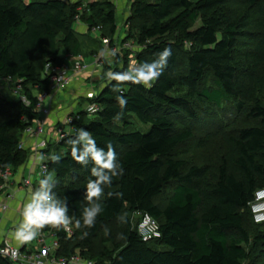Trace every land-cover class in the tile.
<instances>
[{
	"label": "trees",
	"instance_id": "obj_1",
	"mask_svg": "<svg viewBox=\"0 0 264 264\" xmlns=\"http://www.w3.org/2000/svg\"><path fill=\"white\" fill-rule=\"evenodd\" d=\"M229 3L132 0V18L140 21L138 42L145 46L138 55V64L149 62L148 55L157 58L165 47L172 49V56L150 89L130 82L119 85L118 94L127 100L123 110L115 99L117 94L111 91L115 82L109 81L92 100L100 110L93 116L84 110L78 112L80 119L74 121L75 126L88 130L99 147L111 143L124 174L104 187V211L94 227L77 229L73 225L72 236L53 228L60 242L56 256L80 255L95 264H244L250 246L259 248L264 256V222L256 223L251 210L256 191L264 188L261 99L254 97L248 112L259 124L240 127L226 137L229 149L214 171L177 155L179 147L193 138V125L178 128L170 116V112L188 115L195 122L194 101L220 105L224 100H235L236 108L242 110L241 100L264 88V0H243L237 14L224 11ZM84 6L86 10L97 7L94 3ZM254 6L257 14L252 15ZM79 8L67 0H0V80L19 85L29 100L27 104L22 97L10 100L0 95L1 170H16L29 157V148H20L19 143L25 128L40 118L38 96L51 86L47 64L68 63L61 53L63 49L75 57L82 55L74 28ZM101 10L102 25L115 33L114 1L105 0ZM87 23L97 25L93 17H88ZM185 43L191 46L185 71L180 72L178 50ZM240 45L250 48L244 52L246 64L243 55H238ZM208 76L212 78L211 86L207 84ZM178 88L185 91L177 92ZM121 111L124 115L114 121ZM131 115L150 128L146 132L132 129L127 120ZM74 137L58 140L44 152L48 157L47 175L56 182L54 191L58 197L68 198V214L79 218L86 204L84 191L92 178V164L85 166L72 159L66 141ZM53 155L60 157L59 162L51 160ZM144 213L158 221L160 238L142 240L138 232L140 218L133 223L131 215ZM248 213L258 230L254 235L248 229ZM121 215L127 222L118 220ZM113 222L121 235L109 236L99 250L96 242L103 230L111 232L108 225ZM152 241L167 248L158 250ZM0 264L13 263L0 256Z\"/></svg>",
	"mask_w": 264,
	"mask_h": 264
},
{
	"label": "rangeland",
	"instance_id": "obj_2",
	"mask_svg": "<svg viewBox=\"0 0 264 264\" xmlns=\"http://www.w3.org/2000/svg\"><path fill=\"white\" fill-rule=\"evenodd\" d=\"M24 1L31 2L35 0ZM67 1L71 4H77L78 7H80L79 20L74 21V28L81 41L80 53L83 58H85L86 69L80 76L78 75L75 77L71 83L69 97L66 96L68 90L62 93V95L58 94L56 96L62 100L55 109L57 111L56 117L59 119L64 118L72 109L74 112L85 110V104L92 101L93 97H88L84 94L88 91H96L98 93V91L109 82L104 75L107 71H125L130 64H138V55L143 53L145 49V46L138 42L137 25L140 21L132 18V0H113L117 11V31L115 33L111 32L109 26H103L101 23V9L105 6V0ZM88 3L96 4V9L86 10L84 4ZM243 5V0H230L228 8H224V11L237 14L240 12ZM250 13L252 15L257 14V8L254 6ZM88 17H93L97 25L90 26L87 23ZM242 41L244 42L246 40ZM190 46L191 43H185V45L178 50L180 58L178 70L180 72L185 71V60ZM113 49L116 55H101L102 50ZM246 49L250 48H245L243 45L239 46L240 53H238V55H243L241 57L242 60L245 57L244 52ZM61 53L66 56V61L69 62V64L76 59L74 54L67 53L64 49ZM147 57L149 62L156 59L149 55ZM38 63H40V60ZM243 63L246 64L245 61ZM258 73L262 75L263 70L259 69ZM206 78L208 80L207 84L211 86L212 78L210 76ZM81 88H83V90H81ZM176 91L184 92L185 89L178 88ZM0 95L10 100L23 97L19 85H16V83L9 84L4 80H0ZM256 96H258L264 104V88H262L259 89L255 95L243 100L240 99L244 101L242 110L236 108L235 100H224L220 105L211 102L197 103V101H194L193 105L196 109V116L193 120H196L195 122H193L188 115L182 117L170 112V116L174 118L178 128H185L193 125V138L179 147L177 155L186 158L190 164L208 165L210 170L214 171L219 163L220 157L229 149L226 137L235 133V130L240 127L259 124L260 121L258 119L248 116V112L254 105L253 99ZM48 102L49 100L45 101L43 106H48ZM74 104H76V106H74ZM127 120L132 129L146 132L150 128V125L141 123L134 115H131ZM119 123L123 125V122ZM68 127L69 126L66 125V128ZM55 142L56 139L53 137L49 147H53ZM32 190L33 188L30 187V191ZM162 199L163 197L161 200ZM131 217L133 223H137L140 218L139 214L131 215ZM248 219L250 222L248 229L252 235H254L258 230L254 227L249 213ZM108 228H110L111 232L107 229L108 233L106 234L105 230H103L100 238L96 242V247L99 250L104 247V240L109 236L114 234L116 238H119L121 235V229L117 227L115 222L110 223ZM48 241L50 242V239H48ZM151 245L158 250H165L167 248L165 244L157 241H152ZM248 251L249 257L244 261V264H264V256L261 255L259 248L250 246L248 247Z\"/></svg>",
	"mask_w": 264,
	"mask_h": 264
},
{
	"label": "clouds",
	"instance_id": "obj_3",
	"mask_svg": "<svg viewBox=\"0 0 264 264\" xmlns=\"http://www.w3.org/2000/svg\"><path fill=\"white\" fill-rule=\"evenodd\" d=\"M101 55H116V52L114 49L102 50ZM171 56L172 49L165 47L152 62L130 64L125 71L114 72L109 70L104 74L108 81L115 82L111 91L117 94L115 99L122 110L126 107L127 100L123 95L118 94L120 93L119 85L130 82L150 89L153 82L157 81L163 74ZM87 111L95 113L97 111L96 105H88ZM123 115L124 113L121 111L113 117V120L118 121ZM66 142L70 146L73 160L85 166L89 163L92 164V178L87 181L85 186L84 200L86 204L81 209V216L76 218L68 214V198L57 196L54 191L56 182L51 175H47L39 180V186L35 188L23 205L22 220L12 233V238L19 246L34 240L40 234V230L46 226L66 232L70 231L73 225L77 229L94 227L98 216L104 211L101 203L104 187L111 185L114 178H119L124 174V168L118 160L112 144L108 143L106 148L99 147L88 130L80 128L75 137L69 138ZM51 160L59 162L60 157L53 155ZM118 220L122 223L127 222L126 217L122 215L118 217ZM105 232L108 233L107 228ZM87 234V232L84 233V235ZM10 258L15 259V256Z\"/></svg>",
	"mask_w": 264,
	"mask_h": 264
},
{
	"label": "built area",
	"instance_id": "obj_4",
	"mask_svg": "<svg viewBox=\"0 0 264 264\" xmlns=\"http://www.w3.org/2000/svg\"><path fill=\"white\" fill-rule=\"evenodd\" d=\"M76 19L79 20V14L76 16ZM85 69L86 63L82 55L77 56L71 64L65 63L61 66L47 64L46 72L51 77V86L49 91L39 94L37 111L40 113V118L25 128L19 143L20 148H28V144L30 143L32 151L35 154H42L48 149L52 137L58 141L67 136L76 135L79 128L75 126L74 121L80 119L78 112H68L64 117L62 125L55 120L51 121L52 106H43V103L47 98L52 100L58 94L66 92L75 77L80 75ZM96 94L93 92L88 93L86 96H92L94 99ZM22 99L25 103L29 104V100L25 96ZM91 104H95L97 107L95 113L87 111V106ZM99 110L100 105L95 101L85 104L84 111L88 115H94ZM66 125L69 127L66 128ZM52 132H54V135L51 134ZM47 160V156L40 160L38 177L31 179L21 178L20 168L16 170L12 167L4 170L0 169V192L6 193L5 200L0 202V223L2 222V216L10 209V202L15 198V189L23 186L33 187L35 190L39 186V180L48 174L49 166ZM251 210L256 223L264 222V188L256 191L254 202L251 204ZM138 232L142 240L146 242L160 238L162 234L158 221L148 213L140 215ZM73 233L74 228L72 226L71 230L67 231V234L68 236H72ZM48 239H50V242ZM59 247L58 236L51 227L48 230L41 229L40 234L34 240L23 246L17 245L6 232H0V256L8 259L13 264H95L94 261L85 259L80 255H74L71 258L56 256V251ZM13 255L15 259L10 258Z\"/></svg>",
	"mask_w": 264,
	"mask_h": 264
},
{
	"label": "crops",
	"instance_id": "obj_5",
	"mask_svg": "<svg viewBox=\"0 0 264 264\" xmlns=\"http://www.w3.org/2000/svg\"><path fill=\"white\" fill-rule=\"evenodd\" d=\"M84 61H85V58H84ZM81 90H83V88H81ZM93 92L97 93L96 91H88L87 93L84 92L85 93L84 95H87L88 93H93ZM67 93H66V96L69 97L70 89H68ZM47 100H49L47 107L52 106L51 121L55 120V121L59 122L60 124H63L64 118L59 119L58 117H56L57 111L55 110L57 108V105L59 106V103L62 100L60 98H57V97H55L52 100L50 98H47L46 101ZM76 104H74V106H76ZM71 111H73V109ZM51 134L54 135V132H52ZM28 145H29L28 148L30 147L28 149L29 150V157H28L27 161L22 166H20L19 168L21 171V178H30L31 179V178L38 177L40 160L42 158L44 159V157L47 156L46 155L47 153L45 154V152H44L42 154L41 153L35 154L32 151L31 144L29 143ZM11 191H12V189H11ZM33 191H34V188L32 191H30V187H23V186L17 187L15 189V198L10 202V209L1 218L2 222L0 223V232L4 231L12 238V233L14 232L15 227L22 220V214L21 213H22L23 205L27 202L28 198L31 196ZM5 198H6V193L0 192V202L4 201ZM12 240L15 241L13 238H12Z\"/></svg>",
	"mask_w": 264,
	"mask_h": 264
}]
</instances>
